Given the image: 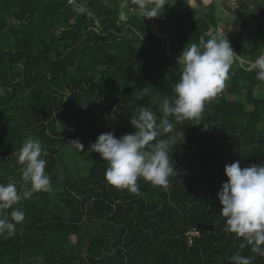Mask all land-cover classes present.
Returning <instances> with one entry per match:
<instances>
[{
  "label": "trees",
  "instance_id": "16d2710c",
  "mask_svg": "<svg viewBox=\"0 0 264 264\" xmlns=\"http://www.w3.org/2000/svg\"><path fill=\"white\" fill-rule=\"evenodd\" d=\"M123 3L126 21L120 20ZM164 4L0 0V184L22 188L16 154L28 138H38L48 151L43 158L51 189L62 187L54 194L34 192L13 206L26 217L14 234L0 235V264L37 256L46 264H232L237 253L264 264L251 245L240 249L242 237L225 231L217 199L226 164H264V81L251 67L264 53L263 21L248 33L249 47L234 34L226 36L244 63L233 62L200 118L176 123L168 117L173 131L157 138L175 139L169 155L176 174L166 188L143 178L137 180L138 193L109 185L107 162L89 149L102 133L119 138L133 132L130 117L140 107L152 110L159 122L160 104L174 98L183 47L201 37H222L212 6L201 13L183 2ZM140 9H158L153 17L170 36L172 57L147 17L139 12L128 17ZM259 87L261 97L254 93ZM73 139L84 145L79 154L67 145ZM55 145L67 159L78 158L86 174L55 182L53 170L61 161ZM52 199L66 218L53 212ZM192 228L199 237L190 245Z\"/></svg>",
  "mask_w": 264,
  "mask_h": 264
},
{
  "label": "clouds",
  "instance_id": "9594fccd",
  "mask_svg": "<svg viewBox=\"0 0 264 264\" xmlns=\"http://www.w3.org/2000/svg\"><path fill=\"white\" fill-rule=\"evenodd\" d=\"M159 7H165L164 0H159ZM152 14L158 16V9H153ZM236 59L237 55L225 35L219 39L215 36L207 40L201 37L198 42L184 46L176 60L180 77L173 88L174 98L164 99L160 104L163 118L157 122L152 110L140 107L130 117L133 132L119 138L112 132H105L89 146L91 152L107 162L106 182L133 193L139 191V178L166 188L169 177L176 174L169 155L175 139L157 138L173 131L174 124L168 117H173L176 123L198 120L205 102L223 88ZM253 67L256 79L264 81V55L257 57ZM180 135L182 137L181 132ZM67 145L78 152L84 149L79 139L70 140ZM46 155L38 138H28L16 154L17 162L22 166L24 184L20 190L14 183L0 184V235L14 234L17 224L25 220V212L14 208V205L22 198H30L34 192L51 190L50 178L45 173L47 161L43 157ZM224 176L226 180L221 184L217 199L225 231L243 238L240 249L251 245L253 252L264 256V164L241 168L238 160L225 165ZM230 260L232 264H251L250 257L239 253L231 256Z\"/></svg>",
  "mask_w": 264,
  "mask_h": 264
},
{
  "label": "rangeland",
  "instance_id": "374dc122",
  "mask_svg": "<svg viewBox=\"0 0 264 264\" xmlns=\"http://www.w3.org/2000/svg\"><path fill=\"white\" fill-rule=\"evenodd\" d=\"M226 1H230L232 3L233 1H239V0H201L200 2H202L203 6H201L202 8L199 9L198 12L203 13L206 9H208L209 6H212L213 7L212 8L213 9V15L218 22V27L224 28V29L231 28V26L228 24H231L230 22H232L233 20L229 21L230 19L228 17L227 18L224 17V14H223L224 12L222 11L223 6L225 5ZM204 6H206V7H204ZM256 18H257L256 16L253 18L251 17V15L248 16L249 24L251 23L253 25L256 22ZM263 26H264V21H263ZM253 32H254V30H253ZM251 44L252 43H246L245 46L249 47ZM262 91H263L262 87H259V88L255 89L254 93L257 97H261ZM56 148L58 150V154L55 157H59L61 159V161L59 164H57L55 166V169L53 170V174L56 177L55 182H60V183L65 184V180H67V179L75 180L79 176L86 174V172H85L86 169L78 158H75V160L73 159L74 157H70L71 160L67 159L66 152L64 154L62 152V150H60L57 147V145H55L54 149H56ZM46 152H48V151H46ZM68 152H70V150H68ZM74 152H75L74 150L71 151V153H73V154H74ZM75 153L79 154L80 152H78L76 150ZM61 189H62V187L57 188L56 191L51 189L50 192L52 194H54L55 192L62 191ZM52 204H53V206H55V204H56V206L53 208V212H55L56 214H59L63 218L67 217L68 213L63 208L61 203H59L56 199H52ZM23 264H46V262L42 256H37L36 258L27 259V261H24Z\"/></svg>",
  "mask_w": 264,
  "mask_h": 264
},
{
  "label": "crops",
  "instance_id": "0c3cea01",
  "mask_svg": "<svg viewBox=\"0 0 264 264\" xmlns=\"http://www.w3.org/2000/svg\"><path fill=\"white\" fill-rule=\"evenodd\" d=\"M201 0L197 1V9H201L203 6ZM206 7V6H204ZM258 10L264 11V0H239V1H233L232 3L230 1H226L225 5L223 6L222 11L224 12V17H228L231 21L237 22L236 25L230 30V35H233L234 38L239 43H253V41L250 39L248 33L253 32L255 29L257 22L259 20L264 21V17L259 19L258 17ZM261 13V12H260ZM124 17H126V14L122 13ZM253 18L257 16L256 22L252 25L249 24L248 16ZM233 18V19H232ZM126 20V19H125ZM258 20V21H257ZM232 23V22H230ZM229 25V24H228ZM223 29V28H220ZM244 44V45H245Z\"/></svg>",
  "mask_w": 264,
  "mask_h": 264
},
{
  "label": "built area",
  "instance_id": "2783aa9c",
  "mask_svg": "<svg viewBox=\"0 0 264 264\" xmlns=\"http://www.w3.org/2000/svg\"><path fill=\"white\" fill-rule=\"evenodd\" d=\"M64 1H66L68 4H74V2H75V0H64ZM183 2V3H186V4H188L191 8H193V9H195V10H197L198 11V9H197V1L198 0H171V2L172 3H176V2ZM148 10V9H147ZM150 11V10H149ZM151 12V11H150ZM121 14H120V20L121 21H126L127 20V17H124V15L122 14V12H120ZM140 15L142 16V17H146L143 13H140ZM153 15V14H152ZM126 19V20H125ZM154 22H155V26H156V28H157V32L159 33V34H161V35H165V32H164V29L161 27V26H159L158 24H157V22L154 20ZM236 23L237 22H233L232 21V23L231 24H229L232 28L236 25ZM95 27L96 28H98L99 27V25L97 24V23H95ZM230 30H231V28H226V29H220L219 28V34L222 36V35H225V36H229L230 35ZM152 32V31H151ZM195 237H199V233H198V230L196 229V228H192L189 232H188V234H187V241H188V243L191 245V243H192V240L195 238Z\"/></svg>",
  "mask_w": 264,
  "mask_h": 264
},
{
  "label": "water",
  "instance_id": "95a60500",
  "mask_svg": "<svg viewBox=\"0 0 264 264\" xmlns=\"http://www.w3.org/2000/svg\"><path fill=\"white\" fill-rule=\"evenodd\" d=\"M124 3H125V2H124ZM124 3H123V4L121 5V7H120V12H122V7H123ZM137 12H139V13H143V14L149 19L150 29H151L152 33H153L155 36L159 37L160 39H164V38H165V39L167 40V43H166V51H167V55H168L169 57H172V55H170V53L168 52V51H169L170 36H169V35H161V34H159V33L157 32V28H156V26H155V22H154V17H153V15H152V13H151L149 10H147V9H140V10L134 11V12L130 13V14L128 15V17L132 16L134 13H137ZM120 14H121V13H120ZM232 50H233L234 54L236 55V53H235V51H234L233 48H232ZM262 55H264V53H263ZM176 60H177V59H176ZM237 61H238L239 63H244V60H243L242 58L238 57V56H237ZM251 67H253V64L251 65Z\"/></svg>",
  "mask_w": 264,
  "mask_h": 264
}]
</instances>
